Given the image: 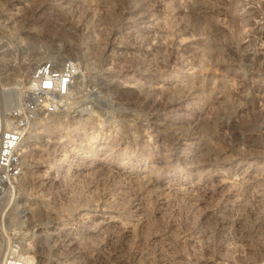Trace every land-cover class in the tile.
<instances>
[{"label": "rangeland", "instance_id": "1", "mask_svg": "<svg viewBox=\"0 0 264 264\" xmlns=\"http://www.w3.org/2000/svg\"><path fill=\"white\" fill-rule=\"evenodd\" d=\"M245 5L0 0V87L79 66L23 139L0 264L11 240L31 264L264 262V58L246 38L264 0Z\"/></svg>", "mask_w": 264, "mask_h": 264}, {"label": "built area", "instance_id": "2", "mask_svg": "<svg viewBox=\"0 0 264 264\" xmlns=\"http://www.w3.org/2000/svg\"><path fill=\"white\" fill-rule=\"evenodd\" d=\"M245 3V8H248L247 0ZM255 21V30H247L246 38L252 37L255 31L258 56L264 58L263 10ZM2 43L0 38V48ZM78 72V63L73 58H65L61 62L50 58L36 63L12 87H0V199L13 190L21 176V145L27 130L40 116L63 110ZM9 89L18 90L17 97L11 101L7 96ZM23 252L20 242L11 240L7 243L1 264H23Z\"/></svg>", "mask_w": 264, "mask_h": 264}, {"label": "bare ground", "instance_id": "3", "mask_svg": "<svg viewBox=\"0 0 264 264\" xmlns=\"http://www.w3.org/2000/svg\"><path fill=\"white\" fill-rule=\"evenodd\" d=\"M33 69V68H32ZM18 94V93H17ZM8 193V192H7ZM6 193V194H7ZM10 193V192H9ZM5 194V195H6ZM9 194H7V196H8ZM6 197V196H5ZM7 200V203H9V204H7V206L5 205V208L4 209H2L1 210V212H0V232L2 233V232H4L5 231V228H6V226H7V217L9 218L10 217V215L9 214H11L10 212H8L9 211V208L11 207V205L13 204V201L12 202H10V197L8 196V198L6 199ZM24 215V214H23ZM22 214L20 215V216H23ZM21 218V217H20ZM21 220H23V217L21 218ZM19 225V224H18ZM5 248H6V246H5ZM4 249V248H3ZM24 257V256H23ZM31 264L32 263V258L31 257H29V256H27V258H26V262H25V258H24V263L23 264Z\"/></svg>", "mask_w": 264, "mask_h": 264}]
</instances>
